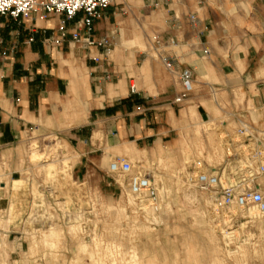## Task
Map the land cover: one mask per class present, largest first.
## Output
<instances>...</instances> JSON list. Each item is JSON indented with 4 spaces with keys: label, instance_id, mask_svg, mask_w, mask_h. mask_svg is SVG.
<instances>
[{
    "label": "crops",
    "instance_id": "crops-1",
    "mask_svg": "<svg viewBox=\"0 0 264 264\" xmlns=\"http://www.w3.org/2000/svg\"><path fill=\"white\" fill-rule=\"evenodd\" d=\"M83 18L0 15V157L54 135L79 157L78 177L103 176L106 158L129 150L195 149L199 129L206 142L215 135L205 130L213 122L229 137L240 122L264 133V0H117L93 29L109 48L74 41ZM61 26L59 46L50 39L61 38ZM184 70L193 89L176 103ZM219 105L226 119L215 116ZM241 163L227 156L230 171Z\"/></svg>",
    "mask_w": 264,
    "mask_h": 264
},
{
    "label": "rangeland",
    "instance_id": "rangeland-1",
    "mask_svg": "<svg viewBox=\"0 0 264 264\" xmlns=\"http://www.w3.org/2000/svg\"><path fill=\"white\" fill-rule=\"evenodd\" d=\"M225 110L219 105L215 116L226 119ZM205 130L215 135L206 142L199 129L196 148L186 143L180 155L120 156L149 172L159 192L154 207L109 173L118 157L106 158L103 176L90 169L78 177L79 157L58 137L29 138L18 157H0V264H264V215L249 216L251 205L230 218L231 207L218 210L214 191L193 178L249 151H234L237 134L215 122ZM242 173L227 168L222 185L238 184ZM250 187L264 194L263 178Z\"/></svg>",
    "mask_w": 264,
    "mask_h": 264
},
{
    "label": "built area",
    "instance_id": "built-area-1",
    "mask_svg": "<svg viewBox=\"0 0 264 264\" xmlns=\"http://www.w3.org/2000/svg\"><path fill=\"white\" fill-rule=\"evenodd\" d=\"M116 2L117 0H0V15L9 16L14 20H29L34 14L39 13L42 18L63 15L66 19L73 20L79 13H83L84 18L80 22V27L73 33L74 41L82 42L90 47L109 48L110 40L108 38L95 39L93 29L95 21L101 17V10L115 5ZM81 31L84 32V35H81ZM59 32L61 38L50 40L60 46L67 33L64 26L60 27ZM164 62L168 70H173V63L168 59H164ZM180 81L183 92L175 99L176 103H182L192 91V72L184 70L180 74ZM132 92H135L134 86ZM236 138L238 145H235L233 150L236 151L240 148L245 151L244 148H246L249 151L247 158L239 152L229 156L230 158L238 156L242 162L240 173H243L239 177L238 184L230 181V184L222 185V179L227 182V155L219 169H214L213 173L196 172L193 178L201 189L214 191V200L218 210L232 206L245 209L252 205L264 215V194L259 189L254 190L250 187L256 179L264 177V133H257L246 122H240ZM231 144L233 145V142ZM109 173L113 176H123L130 195L137 200L147 201L150 204L152 202V205L149 204L152 207L159 200L157 186L151 180L149 172L142 166H135L126 158L118 157L110 163Z\"/></svg>",
    "mask_w": 264,
    "mask_h": 264
},
{
    "label": "bare ground",
    "instance_id": "bare-ground-1",
    "mask_svg": "<svg viewBox=\"0 0 264 264\" xmlns=\"http://www.w3.org/2000/svg\"><path fill=\"white\" fill-rule=\"evenodd\" d=\"M47 168V170H52L53 166L50 164V165H47L45 166ZM20 181H15L14 184H15V187L18 186ZM14 187V188H15ZM7 188V187H6ZM237 207V206H232L231 207V211L229 212V217L230 218H234L235 217V211H234V208ZM241 209V208H240ZM256 208L255 207H251L250 210H249V216L253 217V210H255Z\"/></svg>",
    "mask_w": 264,
    "mask_h": 264
}]
</instances>
